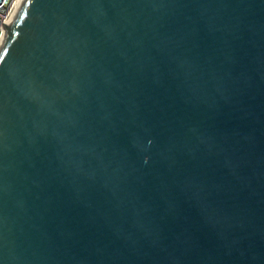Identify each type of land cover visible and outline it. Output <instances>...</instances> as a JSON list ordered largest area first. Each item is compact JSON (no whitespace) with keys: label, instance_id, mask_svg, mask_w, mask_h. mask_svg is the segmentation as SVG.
Here are the masks:
<instances>
[{"label":"water","instance_id":"1","mask_svg":"<svg viewBox=\"0 0 264 264\" xmlns=\"http://www.w3.org/2000/svg\"><path fill=\"white\" fill-rule=\"evenodd\" d=\"M0 50V264H264V0H27Z\"/></svg>","mask_w":264,"mask_h":264},{"label":"built area","instance_id":"2","mask_svg":"<svg viewBox=\"0 0 264 264\" xmlns=\"http://www.w3.org/2000/svg\"><path fill=\"white\" fill-rule=\"evenodd\" d=\"M15 2L16 0H0V42L5 35V25L14 17Z\"/></svg>","mask_w":264,"mask_h":264},{"label":"bare ground","instance_id":"3","mask_svg":"<svg viewBox=\"0 0 264 264\" xmlns=\"http://www.w3.org/2000/svg\"><path fill=\"white\" fill-rule=\"evenodd\" d=\"M26 1L27 0H16L14 17H13L12 21L9 24H7V26L11 25L15 21V19L18 17L19 13L21 12L22 8L24 7ZM7 33H8L7 32V28H5L4 38L0 42V50H1V48L3 46V43H4L5 39H6Z\"/></svg>","mask_w":264,"mask_h":264}]
</instances>
